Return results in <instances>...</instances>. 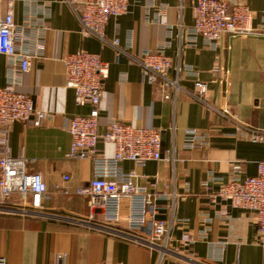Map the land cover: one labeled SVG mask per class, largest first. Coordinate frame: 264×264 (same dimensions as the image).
<instances>
[{"label":"crops","instance_id":"0c3cea01","mask_svg":"<svg viewBox=\"0 0 264 264\" xmlns=\"http://www.w3.org/2000/svg\"><path fill=\"white\" fill-rule=\"evenodd\" d=\"M37 1L49 8L42 16L48 26L45 59L32 62L19 91L30 96L36 111L48 118L41 127L15 123L10 146L14 156L23 153L37 160L29 171L43 175L48 193L38 216L0 212V257L7 264H264V248L251 213L224 202L212 204L202 187L209 171L227 180L235 163H245L243 176L252 177L257 163L264 160V145L236 137L233 125L218 112L228 110L243 123L264 129V31L245 37L224 35L217 50L201 40L191 47L187 33L194 26L193 6L198 0H153L157 5L153 17L158 6L166 5L153 23L145 20L148 0H129L130 13L110 20L107 39H119L122 48L132 43L129 52L136 56L165 47L173 79L179 67H192L197 77L179 74L182 90L177 91L144 77L139 65L113 47L83 39L73 0ZM246 3L254 14L253 26L260 31L264 0ZM5 9L3 2L2 13ZM27 10V0L16 3L18 25L24 23ZM78 51L98 54L109 65L99 106L100 133L112 123L162 131V161L143 168L128 162L122 166L126 172L138 173L136 183L153 195L150 213L167 225V240L157 245L145 243L144 233L130 231L124 223L111 227L117 232L108 231L102 212L92 210L88 198L76 194L92 178L91 161L68 156L71 121L92 112L91 107L76 103L75 92L66 84L64 60ZM217 67L222 70L214 72ZM6 69V59L0 56V87L6 85ZM196 81L207 85L212 108L185 92H193ZM191 129L209 133V146L187 150L185 133ZM99 150L107 157L114 155L112 145L100 143ZM67 175L69 195L63 192ZM219 186L212 184L213 190ZM129 209V201L124 200V219ZM222 211L228 218H216ZM205 217L212 222L206 223ZM207 228L206 239L199 238ZM184 235H191L195 243L183 242ZM220 242L226 243L222 251Z\"/></svg>","mask_w":264,"mask_h":264},{"label":"built area","instance_id":"2783aa9c","mask_svg":"<svg viewBox=\"0 0 264 264\" xmlns=\"http://www.w3.org/2000/svg\"><path fill=\"white\" fill-rule=\"evenodd\" d=\"M18 1L0 0V56L6 59L7 67L6 85L0 87V212L38 216L43 209V197L48 193V186L41 173L29 171L30 166L37 163L36 159L28 158L23 153L13 155L10 138L15 123L41 127L48 118L46 113L36 111L32 98L21 93L19 87L24 75L30 71L32 62L45 59L44 38L48 26L46 17L42 16L46 15L49 8L37 0H27L28 12L25 13L24 23L18 25L15 20V5ZM3 2L6 3L4 13L1 11ZM71 4L79 20L83 39H97L103 45L116 49L119 54L128 56L132 63L141 67L144 77L159 81L163 89L173 87L177 91L182 90L179 74L197 77L194 69L186 66L178 68L176 79L171 78L172 60L165 47L146 49L136 56L129 52L132 43L122 48L119 39H107L106 28L110 20L130 13L129 0H73ZM144 9L145 20L153 23L160 19V11L165 10L166 5L158 6L154 17L151 12L157 9V5L153 0H148ZM193 16L194 26L187 33V44L191 47H196L201 40L206 47L217 50L224 35L245 37L264 31V15L263 25L257 31L253 26L254 14L246 0H198L193 6ZM64 63L66 84L75 92L76 103L92 108L89 115L75 117L69 128L72 137L69 159L89 160L92 164L89 184L78 188L76 194L88 198L92 210L99 209L102 212L108 231L117 232L111 227L124 223L130 231L144 233L145 243L154 246L166 241V223L149 211L153 195L136 183L140 176L135 170L126 172L122 167L127 162L143 168L149 162L162 161V131L112 123L104 133H100L99 106L109 77V65L100 55L86 51L68 55ZM221 70L217 67L214 72ZM207 91V85L199 81L195 82L193 92L185 90L190 97L212 108L208 103ZM218 112L233 125L236 137L264 145V129L243 123L228 110ZM209 139V133L188 130L185 133V148L204 149L209 146ZM100 143L112 145L114 155L107 157L101 154ZM244 167L245 163H235L227 180L209 171L202 187L212 204L224 202L232 208L249 211L258 227L260 245L264 248V160L257 163L255 176L244 177ZM70 181V176L64 177L65 195L70 194ZM215 183L220 184L218 190L212 188ZM124 200L130 203L129 214L125 219L121 215V203ZM216 218L226 219L228 216L222 211ZM204 221L211 223L212 219L205 217ZM208 230H202L199 238L206 239ZM182 240L195 243L191 235H184ZM219 245L222 251L226 243L220 242ZM0 264H7L4 257H0Z\"/></svg>","mask_w":264,"mask_h":264}]
</instances>
